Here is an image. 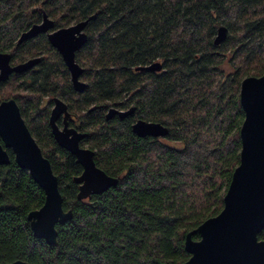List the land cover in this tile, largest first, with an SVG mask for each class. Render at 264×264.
Returning a JSON list of instances; mask_svg holds the SVG:
<instances>
[{"label":"trees","instance_id":"1","mask_svg":"<svg viewBox=\"0 0 264 264\" xmlns=\"http://www.w3.org/2000/svg\"><path fill=\"white\" fill-rule=\"evenodd\" d=\"M43 14L58 29L95 15L76 53L81 94L44 35L17 44ZM220 26L227 36L215 45ZM0 53L13 64L40 59L36 71L0 83V102L16 101L57 178L63 210L72 211L56 226V244L33 237L27 215L44 193L9 151L0 168V264L186 262V234L221 211L239 164L240 84L264 74V0H0ZM152 63L161 70L135 71ZM50 96L68 103L86 135L82 147L116 186L77 200L82 168L51 135L40 103ZM132 107L127 117L105 118L110 108ZM136 120L168 134L138 137Z\"/></svg>","mask_w":264,"mask_h":264},{"label":"water","instance_id":"2","mask_svg":"<svg viewBox=\"0 0 264 264\" xmlns=\"http://www.w3.org/2000/svg\"><path fill=\"white\" fill-rule=\"evenodd\" d=\"M94 18L95 15L53 31L54 22L43 14L41 23L22 33L17 44L46 35L70 75L72 89L81 94L86 85L81 81L83 69L76 62V53L85 45V29ZM226 36L227 29L220 26L214 44L224 42ZM10 61L8 53H0V83L7 81L13 73L21 74L32 69L40 59L34 58L14 66ZM160 70L159 63L135 69L148 72ZM239 102L244 115L239 129V164L223 196L221 211L186 234L184 250L189 258L183 264H264V240L258 239L264 229V74L241 81ZM133 112V107L128 110L110 108L105 118H124ZM62 114L64 127L60 130L55 122ZM68 119L70 115L66 105L55 98L49 117L51 133L56 144L70 153L82 168L81 174L74 178L78 185L77 200L82 201L116 186L118 180L95 165L94 152L81 147L86 135L68 128ZM131 131L138 137L164 138L168 134L161 124L143 120H136L131 125ZM0 140V168L9 164L7 151H11L16 165L25 170L44 193L43 205L27 215L33 237L47 245L56 244V226L70 221L72 211L63 210L62 195L50 162L42 155L12 99L0 103ZM195 234L199 236L198 240L192 239ZM7 264L28 263L18 260Z\"/></svg>","mask_w":264,"mask_h":264},{"label":"flooded vegetation","instance_id":"3","mask_svg":"<svg viewBox=\"0 0 264 264\" xmlns=\"http://www.w3.org/2000/svg\"><path fill=\"white\" fill-rule=\"evenodd\" d=\"M42 21V20H41ZM41 23V22H40ZM76 24V23H75ZM72 25H74V24H72ZM71 25V26H72ZM55 30H58V28H55V26H54V29H53V31H55ZM45 36V38H46V35H44ZM39 37V36H38ZM47 39V38H46ZM48 41V40H47ZM49 43V42H48ZM50 45V44H49ZM55 51V50H54ZM57 53V52H56ZM35 58H39V57H35ZM32 59H34V58H32ZM29 60H31V59H29ZM28 61V60H27ZM62 61V60H61ZM24 62H26V61H24ZM24 62H21V63H24ZM40 62V61H39ZM38 62V63H39ZM10 63H11V65L12 66H14V65H18V64H21V63H16V64H13L11 61H10ZM37 65L38 64H36V66H34L32 69H30V70H28V71H26V72H24V73H21V74H18V73H13V74H11L10 76H9V78H11L12 76H14V75H22V74H26V73H28V72H31V71H36V67H37ZM65 66V65H64ZM8 78V79H9ZM6 82V81H5ZM70 82H71V80H70ZM3 83V82H2ZM72 87V86H71ZM47 98V97H46ZM55 98H57V99H60L65 105H66V108H67V112L69 113V115H70V119H68L67 120V123H68V128H74L76 131H78V132H80V133H83V132H81V131H79L78 129H77V124H79L78 123V121H77V119H76V117L70 112V110H69V108H68V103L65 101V99L63 98V97H61V96H50V98H49V100L48 101H46L45 102V105H44V108H42V110H44L45 109V111H47V124H48V127H49V129H50V132H51V128H50V125H49V117H50V113H51V110L53 109V107H54V99ZM9 100H11V99H9ZM12 100H14V99H12ZM7 101V100H6ZM15 101V100H14ZM1 102H3V101H1ZM0 102V103H1ZM15 103H16V101H15ZM17 104V103H16ZM18 106V105H17ZM19 108V107H18ZM20 111V110H19ZM21 115V114H20ZM22 117V116H21ZM63 118H64V115L62 114L57 120H56V122H55V124L57 125V127L60 129V130H63V127H64V122H63ZM22 119H23V117H22ZM23 121H24V119H23ZM25 123V122H24ZM26 125V124H25ZM26 127H27V125H26ZM28 128V127H27ZM29 130V129H28ZM30 132V131H29ZM31 134V133H30ZM51 135H52V133H51ZM33 137V136H32ZM52 137H53V135H52ZM54 139V138H53ZM0 143H1V140H0ZM82 144V143H81ZM81 147H82V145H81ZM8 152V155H9V150L7 151ZM11 152V151H10ZM9 158H10V156H9Z\"/></svg>","mask_w":264,"mask_h":264},{"label":"rangeland","instance_id":"4","mask_svg":"<svg viewBox=\"0 0 264 264\" xmlns=\"http://www.w3.org/2000/svg\"><path fill=\"white\" fill-rule=\"evenodd\" d=\"M55 52H56V51H55ZM57 55H58V54H57ZM58 56H59V55H58ZM59 57H60V56H59ZM49 58H50V57H49ZM30 59H32V58H30ZM28 60H29V59H28ZM25 61H27V60H25ZM63 65H64V64H63ZM65 68H66V67H65ZM66 70H67V69H66ZM67 73H68V71H67ZM68 76H69V79H70V75H69V73H68ZM13 81H14V80H13ZM70 83H71V82H70ZM49 98H50V97H47V98L44 97V98L40 101V103H41V109L44 108L45 102L48 101ZM44 110H45V109H44ZM83 147H84V148H89L87 144L83 145Z\"/></svg>","mask_w":264,"mask_h":264}]
</instances>
